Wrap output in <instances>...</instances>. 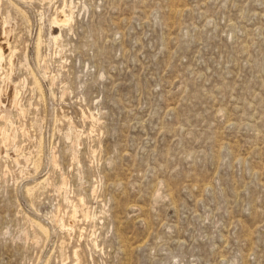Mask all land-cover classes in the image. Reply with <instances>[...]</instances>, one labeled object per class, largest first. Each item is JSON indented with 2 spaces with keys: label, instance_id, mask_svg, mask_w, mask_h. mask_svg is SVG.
<instances>
[{
  "label": "rangeland",
  "instance_id": "rangeland-1",
  "mask_svg": "<svg viewBox=\"0 0 264 264\" xmlns=\"http://www.w3.org/2000/svg\"><path fill=\"white\" fill-rule=\"evenodd\" d=\"M0 38V264H264V0H0Z\"/></svg>",
  "mask_w": 264,
  "mask_h": 264
},
{
  "label": "bare ground",
  "instance_id": "bare-ground-1",
  "mask_svg": "<svg viewBox=\"0 0 264 264\" xmlns=\"http://www.w3.org/2000/svg\"><path fill=\"white\" fill-rule=\"evenodd\" d=\"M67 6L62 7L59 10V16H56V17L53 18V20H52V22H53L52 24L53 25L54 24L55 25L57 24V25H60L61 26L62 23H63L62 25H65V24H68L72 20V18H73V11H71L72 9H70L69 11H67L66 8H65ZM0 51H1L0 62H2L4 60L5 51H6V45H5L4 41H3V38H0ZM0 94H3L4 95V98H3L4 101H6V102L8 101L9 103L15 104V105L18 104V92L15 90V87L14 86H12L11 89H8L7 88L5 90H3V89L0 88ZM0 134L1 135H4L5 134L4 127H0ZM62 226L64 227L65 224L62 223ZM75 254L78 255L77 251L75 252Z\"/></svg>",
  "mask_w": 264,
  "mask_h": 264
}]
</instances>
